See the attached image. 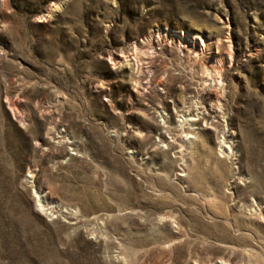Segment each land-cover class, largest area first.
Segmentation results:
<instances>
[{
    "label": "rangeland",
    "instance_id": "obj_1",
    "mask_svg": "<svg viewBox=\"0 0 264 264\" xmlns=\"http://www.w3.org/2000/svg\"><path fill=\"white\" fill-rule=\"evenodd\" d=\"M0 264H264V0H0Z\"/></svg>",
    "mask_w": 264,
    "mask_h": 264
},
{
    "label": "bare ground",
    "instance_id": "obj_2",
    "mask_svg": "<svg viewBox=\"0 0 264 264\" xmlns=\"http://www.w3.org/2000/svg\"><path fill=\"white\" fill-rule=\"evenodd\" d=\"M193 35H197L196 33H194ZM231 57V56H230ZM182 101V100H181ZM183 102V101H182ZM184 103V102H183ZM182 104V103H181ZM183 107V106H182ZM186 113V112H185ZM188 116V115H187ZM198 119V118H197ZM185 119H183V121H184ZM186 120H187V118H186ZM188 120H192V119H188ZM194 120H196V119H194ZM26 177H32V174H28V175H26Z\"/></svg>",
    "mask_w": 264,
    "mask_h": 264
}]
</instances>
